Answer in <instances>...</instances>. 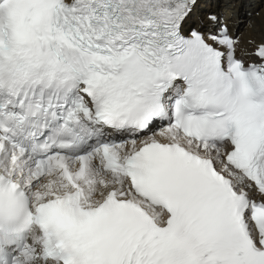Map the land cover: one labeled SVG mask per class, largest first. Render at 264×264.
I'll return each mask as SVG.
<instances>
[{"label": "snow or ice", "instance_id": "1", "mask_svg": "<svg viewBox=\"0 0 264 264\" xmlns=\"http://www.w3.org/2000/svg\"><path fill=\"white\" fill-rule=\"evenodd\" d=\"M254 14L0 0V264H264Z\"/></svg>", "mask_w": 264, "mask_h": 264}, {"label": "bare ground", "instance_id": "2", "mask_svg": "<svg viewBox=\"0 0 264 264\" xmlns=\"http://www.w3.org/2000/svg\"><path fill=\"white\" fill-rule=\"evenodd\" d=\"M223 4L225 6H229L230 1L229 0H223ZM257 5H258V0H247V1L242 0L240 11H242V9H244V8L252 9V8L256 7ZM253 21L255 22V20H253ZM258 21L259 22L255 27L257 30V34H261V33L264 34V17L260 18ZM244 35H245V37H247L248 35H252L254 37L256 36V34L254 32H252L251 30H247Z\"/></svg>", "mask_w": 264, "mask_h": 264}, {"label": "rangeland", "instance_id": "3", "mask_svg": "<svg viewBox=\"0 0 264 264\" xmlns=\"http://www.w3.org/2000/svg\"><path fill=\"white\" fill-rule=\"evenodd\" d=\"M264 1V0H263ZM256 16H258V15H256Z\"/></svg>", "mask_w": 264, "mask_h": 264}]
</instances>
